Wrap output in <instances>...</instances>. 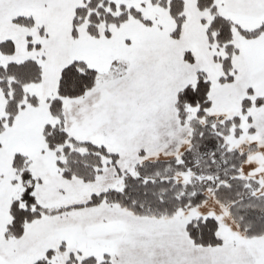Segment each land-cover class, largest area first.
<instances>
[{"label":"snow or ice","instance_id":"obj_1","mask_svg":"<svg viewBox=\"0 0 264 264\" xmlns=\"http://www.w3.org/2000/svg\"><path fill=\"white\" fill-rule=\"evenodd\" d=\"M0 264H264V0H0Z\"/></svg>","mask_w":264,"mask_h":264}]
</instances>
